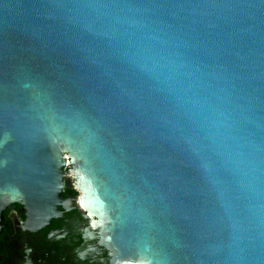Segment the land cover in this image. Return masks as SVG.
I'll return each instance as SVG.
<instances>
[{"label":"water","instance_id":"1","mask_svg":"<svg viewBox=\"0 0 264 264\" xmlns=\"http://www.w3.org/2000/svg\"><path fill=\"white\" fill-rule=\"evenodd\" d=\"M67 168L117 264H264V0H0V230Z\"/></svg>","mask_w":264,"mask_h":264},{"label":"flooded vegetation","instance_id":"2","mask_svg":"<svg viewBox=\"0 0 264 264\" xmlns=\"http://www.w3.org/2000/svg\"><path fill=\"white\" fill-rule=\"evenodd\" d=\"M66 169L60 215L41 229L28 226L25 208L9 205L0 230V264H117L96 220L82 213Z\"/></svg>","mask_w":264,"mask_h":264}]
</instances>
